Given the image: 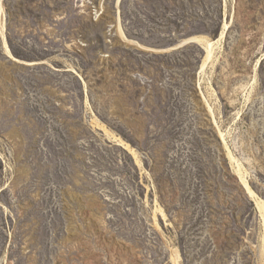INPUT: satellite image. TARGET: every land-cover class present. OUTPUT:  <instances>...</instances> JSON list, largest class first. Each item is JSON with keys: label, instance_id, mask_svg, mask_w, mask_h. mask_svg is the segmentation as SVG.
Instances as JSON below:
<instances>
[{"label": "rangeland", "instance_id": "rangeland-1", "mask_svg": "<svg viewBox=\"0 0 264 264\" xmlns=\"http://www.w3.org/2000/svg\"><path fill=\"white\" fill-rule=\"evenodd\" d=\"M238 167L264 202V0H0V264H264Z\"/></svg>", "mask_w": 264, "mask_h": 264}, {"label": "bare ground", "instance_id": "bare-ground-1", "mask_svg": "<svg viewBox=\"0 0 264 264\" xmlns=\"http://www.w3.org/2000/svg\"><path fill=\"white\" fill-rule=\"evenodd\" d=\"M225 32V31H224ZM224 32L222 33L221 37L224 36ZM223 39V38H222ZM192 41H195L197 42L198 44H200L203 48H205L206 50V53H207V56H206V59H205V62H204V65L202 67V70L205 69V67L207 66L208 67V62H210L211 59H213V51H214V48L216 47L215 44H213L211 41L207 40V39H204V38H195L193 39ZM221 42V41H220ZM206 71V70H205ZM206 104V103H205ZM209 105V104H208ZM213 114V112H212ZM221 135V138L224 136L222 135V133H220ZM226 143V142H225ZM227 148V147H226ZM225 148V150H226ZM229 151V149H228ZM227 151V152H228ZM228 158L230 159L231 163L234 165L236 164V161L235 159L233 158L232 154L230 152H228ZM235 167V166H234ZM239 168V171L237 172L240 176V181L241 183L243 184L244 188L246 189V191L248 192L249 196L257 203V206L259 207V209H261L262 213L264 214V202L259 200L258 197L256 196V194L254 193L253 190L250 189L247 181L244 179L242 173H241V169L240 167ZM236 169V168H234Z\"/></svg>", "mask_w": 264, "mask_h": 264}]
</instances>
